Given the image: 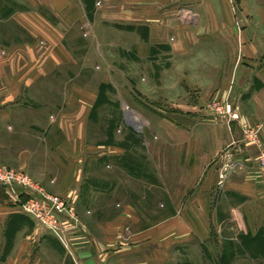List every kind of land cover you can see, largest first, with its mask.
Segmentation results:
<instances>
[{
  "label": "rangeland",
  "instance_id": "1",
  "mask_svg": "<svg viewBox=\"0 0 264 264\" xmlns=\"http://www.w3.org/2000/svg\"><path fill=\"white\" fill-rule=\"evenodd\" d=\"M35 1L37 6L32 9L64 34L63 45L74 52V61L49 77L47 86L33 90L38 106L33 121L38 129L17 141L21 142L15 145L20 146L21 159L10 151L0 165L25 173L41 192L63 201L60 217L45 214L54 221L65 245L40 216L13 204L2 189L8 205L19 215L7 218L0 256L10 254L20 230L17 243L36 230L30 264H80L76 253L87 248L91 256L101 258V264H142L147 258L149 263L144 264H264V193L256 200L247 198L226 183L228 177L235 183L244 177L233 158L236 129L239 139L252 149L257 166L259 181L251 189L264 191V167L257 163V145L242 130L243 125L257 128L264 150L263 127L241 121L236 110L239 119L231 121L224 114L230 100L217 92L194 111L193 102L200 103L193 81L205 78V71H193V45L184 55H172L162 46L141 54L136 40L121 33L122 25L107 24L96 15L102 0H69L70 7L63 13L61 0H54L51 7L47 0ZM243 1L242 5L240 0H230L236 32L244 30L243 19L251 15L261 21L252 27L261 25L264 31V0ZM16 4L22 14L30 10L24 1ZM3 33L6 40L16 34L21 43L29 41L12 26ZM232 39L227 47H232ZM32 42L38 49L46 46L42 40ZM208 73L214 78L220 74ZM73 89L92 95L85 103L84 149L79 151L73 149L76 137L63 135L59 123L62 114L66 118L65 114L77 110L67 107ZM124 106L139 117L140 124H128ZM65 160L83 162L69 186ZM225 165L230 167L221 182ZM210 167L216 171L212 188L202 193L206 198L193 199L194 172L200 187ZM86 178L94 192L83 185ZM81 206L86 225L101 223V230L94 232L95 245L90 242L93 234L86 232L89 229L81 221ZM250 206L257 207L254 213ZM132 210L137 212L132 216L138 228L128 224ZM43 214L40 210L38 215ZM122 218L127 223L120 225L114 240L108 225L116 219L125 222ZM81 231L85 239H77L72 246L71 237ZM142 243L144 247L134 248Z\"/></svg>",
  "mask_w": 264,
  "mask_h": 264
},
{
  "label": "crops",
  "instance_id": "2",
  "mask_svg": "<svg viewBox=\"0 0 264 264\" xmlns=\"http://www.w3.org/2000/svg\"><path fill=\"white\" fill-rule=\"evenodd\" d=\"M21 1L26 2L30 7L26 14H22L16 4ZM47 1L49 7L54 5V0ZM61 1L62 13L63 10L67 12L70 7L69 0ZM243 2L240 0V4L243 5ZM36 6L35 0H0V159L2 161L10 151L21 159L22 152L18 146L21 142L17 141H20L21 135H31L38 129L34 123L38 106L34 101L33 90L39 85L47 86L49 77L61 67L74 61L72 58L74 52L67 47V44L64 46L65 42L63 45L64 34H60L48 19L40 17L37 11L32 9ZM96 15L101 16L107 24L122 25L121 33H124L126 38L136 40L137 52L141 54H146L153 46H162L172 55H184L190 53V46L193 45V71H205V78L193 81V87H197L199 95L197 101L200 103L196 106L193 102L194 111L196 112L200 105L204 106L214 92L223 94L230 100L229 103L238 112L241 121L262 125L261 135L264 137V31L261 30V25L252 27V23L258 24L261 21L258 22L252 15L248 16L247 20L243 19V25L247 26L243 31L236 32L233 16L230 14V0H102L101 8L96 10ZM62 16L63 19L66 17V15ZM90 25L93 26V23ZM7 26L24 32L29 41L21 43L16 34H12L10 40H6L3 32ZM230 37L233 38V45L227 47ZM32 39L42 40L46 46L38 49L37 43H33ZM211 71H218L220 74L214 78L208 73ZM231 72H233L232 79H230ZM66 86L73 87L70 84ZM71 92L73 95L67 97L69 104L67 107L74 106L77 110L73 109L71 111L73 113L65 114L71 121L63 120L65 117L62 114L59 123L64 128L63 135L73 134L74 138L76 137L73 149L79 151L84 146L85 103L87 97L90 98L92 95L87 96L86 92L74 89ZM132 123H134L132 120L128 121L129 125ZM209 131L211 134L212 129L210 128ZM45 132L47 133V127ZM194 132L193 127V134L196 133ZM239 134L240 132L234 129L236 145L233 158L240 168L239 173L244 177L241 182L236 181V183L232 177H228L226 183L245 197L256 200V196L263 195L264 191L259 193L251 189L259 181L255 171L257 166L252 160V149L239 139ZM82 163L65 160L67 186L72 184L73 179L75 181V173L80 169L78 167L83 166ZM203 163L207 165L209 159L205 158ZM19 164L15 163L14 166H20ZM214 173H216L215 168L210 167L205 181L198 187V179L194 172L193 199H198V196L206 198V194L203 196L202 193L212 188L215 181ZM87 183L88 178L84 179L83 185L87 186V191L94 192L95 190L89 188ZM2 189L0 187V247L5 245L3 235L7 218L19 215L8 205ZM250 207L253 213L257 209L256 206ZM84 209L83 207L79 210V215L82 217H80L82 223L86 225ZM128 213L131 215L128 224L131 222L130 225L138 228L137 220L132 216L137 212L132 210V213ZM122 221H125L124 218ZM93 223L90 226L86 225L90 230L86 232L93 234L90 235V242L95 245L94 232L101 230V223ZM125 223L127 222H120L119 219L111 222L108 225L110 237L115 240L117 237L115 232ZM22 231L20 230L17 237L15 236L14 247L10 254L0 256V264H30L31 241L36 235V230L17 243ZM84 235V231L73 235L70 239L71 245L76 244L77 239L83 241ZM141 245H136L134 248L144 247L143 243ZM90 250L88 248L78 250L76 260L80 264H101V258L97 259V254L91 256ZM140 262L149 263V260L142 259Z\"/></svg>",
  "mask_w": 264,
  "mask_h": 264
},
{
  "label": "built area",
  "instance_id": "3",
  "mask_svg": "<svg viewBox=\"0 0 264 264\" xmlns=\"http://www.w3.org/2000/svg\"><path fill=\"white\" fill-rule=\"evenodd\" d=\"M126 110L130 112L128 107L124 106V114L128 113ZM224 114L227 115L231 121H238L239 119L232 104L225 107ZM242 130L245 137L257 145V163L261 167H264V150L260 147L257 139L258 129L243 125ZM229 167V165L223 166L219 176L221 182L224 178L223 175H225ZM0 187L7 192L13 204L20 206L25 212L40 216V220L44 225L52 229L58 239L65 245L64 238L56 231L54 221L45 214L47 213L48 215L51 214L52 216L60 217L64 211L63 201L57 197H52L41 192L25 173L2 165H0ZM40 210L41 213H44L43 215H38L40 214Z\"/></svg>",
  "mask_w": 264,
  "mask_h": 264
},
{
  "label": "bare ground",
  "instance_id": "4",
  "mask_svg": "<svg viewBox=\"0 0 264 264\" xmlns=\"http://www.w3.org/2000/svg\"><path fill=\"white\" fill-rule=\"evenodd\" d=\"M128 113H126V115L128 116H126V118L127 119H130V121L132 120L134 123H132V124H134V125H136L137 123H141L140 121H139V117L138 116H133V115H131L130 113H129V111H127ZM140 126V125H139Z\"/></svg>",
  "mask_w": 264,
  "mask_h": 264
}]
</instances>
